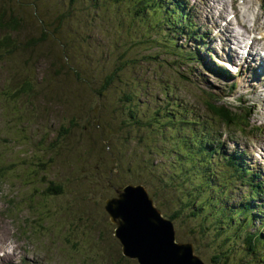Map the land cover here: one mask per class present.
Here are the masks:
<instances>
[{
    "label": "rangeland",
    "instance_id": "374dc122",
    "mask_svg": "<svg viewBox=\"0 0 264 264\" xmlns=\"http://www.w3.org/2000/svg\"><path fill=\"white\" fill-rule=\"evenodd\" d=\"M29 1H34L30 6L40 7V0ZM218 1L182 0L185 3L184 12L202 35L198 40L200 53H194L190 47L195 48V42H187L184 33H170L174 38L176 36V43L184 45L182 51L187 54L189 63H183L184 56L179 58L182 62L172 60L179 55L173 52L170 56L166 51H173L167 47L171 43L168 40L169 30L160 27V22L151 12L146 11L142 16L136 13V3L131 0H97L96 3L94 0H80L70 6L67 0H60V8L68 7L69 11L74 12L64 28V31L67 30L64 36L65 49L71 57V67L75 69L77 64L81 68H88V75L94 78L111 72L121 56L127 60L135 58L136 61L133 60L132 65L122 72L119 82H122V87L125 86L124 91H133L135 101L131 106L138 104L141 117L145 115L141 108L146 98L149 108H154L156 104L160 106L162 100L167 108H176L166 101L171 94L172 103L176 98L179 100L178 110L181 108L183 113L187 112L188 117L199 118L202 124L205 122L212 132L220 135L212 133L207 136L214 138L215 143L210 144L212 150L218 141L228 149L229 141L246 146L248 150L242 157L247 158V163L243 165L247 168L252 164L253 177L257 178L258 174L264 182V160L254 161L257 142L264 145V85L259 84L260 81L254 78L252 72L238 66L240 61L236 59V54L242 55L247 47L244 39L239 43L237 40H241L246 31L254 37L260 36L263 31L264 0H221L224 9L215 14L216 8L212 5L218 7ZM23 14L27 16L26 11ZM42 14L52 17L53 13L46 15L43 8ZM230 15L234 17L229 18ZM224 18V23L229 26L230 37L239 46L234 47L238 53L230 50L232 60L225 53L231 38L226 35L227 28L221 27ZM113 22L120 34L112 33ZM180 22L183 24V19ZM255 23L257 28L252 31ZM230 26L238 28V31H233ZM2 31L0 36L9 32ZM26 32L38 36L37 28ZM115 40L126 44V48L121 50L113 47ZM263 46L260 41L253 45L254 50ZM213 48L217 49L213 51ZM42 50L21 49L20 53L6 61L0 59V165H4L5 174L0 177V264H137L121 253L120 244L113 235L115 224L110 223L104 210L105 199L115 195V189L125 185V182L141 183L146 188L150 185L154 202L176 227L177 240L192 242L195 253L205 264H223L222 260L215 263L213 257L221 255L220 250L228 251V247H231L229 262L244 264L242 262L248 258L243 243L245 228L239 224V227L236 225L238 228L230 230L229 226L237 221L228 218L233 215L229 206L240 208L239 201L247 200V183L243 181L239 197L236 198L234 194L229 206L222 200L223 192L227 184L231 190H235L241 183L240 178L231 182L217 180L219 193L214 190L212 193L207 187L205 189L209 192H206L204 187L208 185V179L205 175L201 176L202 172L200 175V163L193 160L197 154L192 155L193 158L187 156L197 151V145L190 149L183 147L178 157L169 154L168 161L162 154L158 163L154 156H150L153 165H157L155 171L165 178L153 183L155 175H151V163L142 162L143 155L147 153L140 152L134 145L137 133L121 129V122L125 118L122 112L127 103L122 100L123 93L116 90L118 82L107 94L108 97L89 94V104L77 110L64 102H50V98L44 95L45 88H40L49 76L52 77V66L62 65L64 55L58 41L44 43ZM125 53L132 58L125 56ZM198 57L200 62H196V59L192 61ZM249 59V56L244 58L246 67H252ZM228 60L234 62V67L228 64ZM18 66L21 77L16 75ZM61 70L58 69V72ZM230 76L236 79L237 85L234 90H229L230 94L221 96L219 92L228 91ZM30 77L36 79L39 90L33 96L16 93L15 89L19 86L16 87V84ZM135 81L141 87L147 86L144 94L148 97L138 92ZM250 83L254 87L249 88ZM50 87L53 91L56 89ZM165 88L169 95L164 94ZM245 93H249V98ZM206 101L238 110L246 106L250 108V119H244V123L239 126L242 128L225 124L206 112ZM121 103L124 108H117ZM160 119L165 128L160 131L166 144L160 140L156 144L164 150L172 146L168 135L179 133L174 127L168 131L164 119ZM62 124L71 126V129L67 136L58 139ZM228 128H234L231 134ZM140 131L145 141L149 131L146 128H140ZM197 134L200 135V131ZM237 135L249 141L245 143ZM138 142L141 143L140 140ZM242 145H238L237 150L239 147L243 149ZM227 148H224L225 156L228 154ZM120 149L124 150V156H120L123 154H119ZM137 158L142 160L139 162L143 165L141 171L138 163H135ZM200 161L208 166L207 172L212 167L216 168L214 174L217 178L226 176V165L219 166L214 160L207 164L205 156ZM144 165H147L151 174ZM165 165L168 168L165 169ZM49 181L62 192L55 194L45 191ZM199 186L204 191L200 197L206 200L208 212L197 210V213L190 214L187 208L189 204L184 203V199L196 192ZM209 194L213 196V202L208 199ZM260 202L264 204V189L260 197L253 199V206ZM180 206L181 213L172 216L171 213ZM185 209L187 212H184ZM262 209L264 214V207ZM216 213H219V217ZM258 214L254 213L252 218L256 219ZM224 218L231 222L227 223ZM258 223L254 220L248 230L252 232ZM224 226L227 230H224ZM261 248L253 245L255 251L264 252L263 244Z\"/></svg>",
    "mask_w": 264,
    "mask_h": 264
},
{
    "label": "trees",
    "instance_id": "16d2710c",
    "mask_svg": "<svg viewBox=\"0 0 264 264\" xmlns=\"http://www.w3.org/2000/svg\"><path fill=\"white\" fill-rule=\"evenodd\" d=\"M2 5L0 6V31L8 30L7 33H2L0 36V59L1 61H6L10 59L13 55L20 53L21 49H29L31 51H36V49H41L43 47L44 43H54V41H58V45L60 49L63 52V59H62V65L59 66H52L53 74L52 77L49 76L48 79L42 80L43 85L40 89H43L44 95L48 96L50 98V102L56 101L58 103H67L69 105H72L76 110L78 107H86L88 103V95L93 94L97 96H107V94L110 92V90L115 86L117 82L121 80L122 72L129 68L130 65H132L133 60L135 58H132L131 56H128L127 53H125V56L132 58L133 60L124 59V57L121 56V59L116 61V65L113 68L111 72L108 74H105L102 77L94 78L93 76L88 75V68H81L80 65H75V69L71 67V57L67 53L65 49V40L64 36L67 32V30L64 31V28L67 26L68 20L73 15L74 12L69 11L67 8H60V0H40L38 5H32L30 6V3L34 1L29 0H1ZM80 0H67L68 5H73L74 3L78 2ZM97 0H94L96 3ZM132 2L136 3V13H144L146 10L147 12H151L152 15H156L159 18V26L165 27L169 30L168 33V40L172 39L173 36L170 35V33L178 34L181 33L184 26H193V23L188 19V15L184 12L185 6L182 3V0H131ZM46 11L47 13H53L52 17H46L42 14V9ZM23 11L27 12V16L23 14ZM51 11V12H48ZM133 14V11H132ZM181 17L182 22L179 24V18ZM187 17V20L185 19ZM130 18L133 20V18L130 16ZM28 26V28H27ZM114 22L112 24L111 30L112 33L120 34L119 30L115 27ZM37 28L38 36H36L35 33L33 34H27L26 31L30 29ZM26 29V30H22ZM3 32V31H2ZM30 35V36H29ZM189 35L196 36L197 34L195 32H190ZM29 36V37H28ZM25 38V39H23ZM23 39V40H21ZM171 42V40H170ZM40 43V44H39ZM39 44V45H38ZM115 45V46H114ZM113 47L120 48L121 50H124L126 48V44L119 40H115ZM38 46V47H37ZM167 47L173 49L171 52L170 50H166L167 53L171 55V53L176 52L179 56L172 58L173 61H180L179 58L184 56V62H188L187 60V54L183 53L182 48H184V45L178 44L175 41L172 43H169ZM43 51V50H42ZM37 52V51H36ZM42 55H45V52L43 51ZM158 56V55H155ZM199 60V58H194L192 61ZM136 61V60H135ZM156 61V60H155ZM191 61V62H192ZM124 66V67H123ZM62 70L58 72V69ZM16 75L21 77V73L18 68L15 69ZM62 76L60 80L59 76ZM109 75V77H107ZM113 78V79H111ZM54 79V80H53ZM104 79V80H103ZM108 81H107V80ZM117 79V80H116ZM110 80V81H109ZM116 80V81H115ZM105 81V82H104ZM59 82V83H57ZM136 82V86H138V92L141 93L142 96L148 97V95L144 94L147 92V86L140 85L138 81ZM110 83V84H109ZM37 81L33 77H30L29 79L24 80L20 84H16V93L20 94H29L30 96H33L39 89L37 87ZM109 85V86H108ZM56 88L54 91L51 89V87ZM104 87V88H103ZM172 88V87H170ZM124 87H116V90L118 93H123L122 100L127 103V107L124 108V104L121 103L120 106L117 108H124L122 114H125V118H123V121L121 122V129L123 131H133L137 133L135 144L137 146V149L140 152H146L147 154L143 155V161L139 158H137V161L135 163H138L140 166V171L143 168V165H140L139 162L142 161L144 163L150 162L151 167L150 171L153 172L152 174L149 172V169L147 168V165H144L146 167L147 172H149L152 176L155 175V181L153 183H159V180L163 181L165 178L163 175L161 176L160 172H156L157 165H153V160L150 156H154L155 160L158 163V158L162 154L165 157V160L168 161L169 154L175 156H179L181 153L183 146L189 139H191V145L187 148H193L197 145L198 149L195 151V153H198L197 158L191 157L192 154L187 155L193 159H196L199 163L200 160H202L205 156V162L210 163L212 162L214 153L213 150H210V148H207V146L210 145V143H213V140H208V137L205 140H202V132L209 131L210 129L208 126L204 124V126L200 123L199 118L195 117H188L187 112H182V109L178 110V107L180 105L178 98L175 99V102H171V94L170 97L166 98V101L169 104L174 105L176 108L169 109L164 105L163 100L161 101L162 104L160 106L155 105L154 108H149V105L147 103L148 98H146L145 103L143 107L141 108V112L145 115L143 117L140 116L138 104L131 106V104L135 101V96H133V91H124ZM164 94L169 95L168 89H164ZM14 96V94H12ZM212 96V94H210ZM108 97V96H107ZM80 102V105H79ZM206 107L208 111L212 114V116L225 123V124H233L237 122L238 116L237 114L233 113L228 107L218 105L212 101H206L205 102ZM108 107H110L108 105ZM170 112H169V111ZM179 113H178V111ZM92 111V108H91ZM164 119L165 127L168 131H170L173 127L175 130H177V133L179 134H169L168 135V141L172 143L171 150L169 148H165L164 150L157 145V140L162 141L164 144H166L165 138L163 137L161 133L165 130L164 124L160 123L161 119ZM197 119V120H196ZM90 120V119H89ZM199 121V122H198ZM197 122V124H196ZM73 123V121H72ZM71 123V124H72ZM190 126L193 127V130L191 129V132L189 133ZM201 126L202 129H201ZM132 128H135V130H132ZM140 128H146L149 133L147 136V139L144 141V139L141 136ZM180 128H183L182 131H180ZM71 129V126H65L62 124L60 126V130L58 132V139H62V137H65L68 135L69 131ZM198 131L201 132V137L196 138V135H198ZM152 136V138H151ZM208 136V135H207ZM141 137V138H140ZM154 139H156L154 141ZM138 140L141 141L138 142ZM154 142V143H153ZM217 151V148L214 150ZM123 152V154H121ZM183 152V150H182ZM119 154L120 156H124L125 152L123 149H120ZM225 161L222 164V167H224L226 164L229 166V168L226 170L227 173L226 176H223L222 179L217 178L215 173L216 168H211L210 172H207L205 166L203 163H200V175L202 172V177L205 175V177L208 179V185H204V189L207 187L209 191L213 190L219 193L220 185H218L217 180L221 182H231V180H237L241 178V185H243V181L248 179L247 174H249V169L246 168L245 165H238L237 162H235L234 159L231 158L236 164H233L228 157H224ZM178 161V160H177ZM216 162V161H215ZM219 166L218 162H216ZM242 163V162H241ZM134 164V163H131ZM171 164V163H170ZM2 167L4 165H1ZM172 166V164H171ZM168 168L165 165V169ZM218 170V169H217ZM180 176L182 177V173L179 172ZM230 175L232 177L230 178ZM252 176V174H250ZM141 179V178H139ZM213 179V180H212ZM248 185L250 186L251 191V197H255V193H258L260 191L259 184H255L253 182H250L247 180ZM126 184V182H125ZM184 185V183H182ZM124 185V184H123ZM223 185V184H222ZM160 186V185H159ZM224 186V185H223ZM226 193L227 196L222 195V200L226 202V204L231 205L230 199L231 197H234V190H231L229 188V185L227 184ZM121 187V186H120ZM161 187V186H160ZM200 188L194 192L191 196H187L185 198L184 203H188L189 206L187 207L190 209L189 213H197L198 211L201 212H208L207 211V205L205 204L206 200L201 198L202 196V189ZM150 188V185H147V189ZM225 188V187H224ZM150 190V191H149ZM148 192L150 196L152 197V190L149 189ZM163 189L162 191H164ZM181 190V187L179 188ZM48 193H59L62 192L56 184L50 182V185L46 187V190ZM53 191V192H52ZM201 191V193H200ZM206 192H209L205 189ZM229 192V193H228ZM212 195H208V199L212 201ZM154 199V197H152ZM220 199V198H219ZM213 202V201H212ZM215 203V202H214ZM240 203V208H233L230 207V210L233 212L235 211V214L229 215L230 217L228 219H236L237 222H239V219L235 218V215H240L241 213L243 215H246L244 211H248L250 209H256L259 212L260 211L257 207H253L252 203L250 201H244ZM185 205V204H183ZM235 205V203H234ZM181 208H177L176 210L171 213L172 216H177V214L181 213ZM198 210V211H197ZM184 212H187L185 209ZM250 214V213H249ZM188 215V213L186 214ZM219 213H216V216H218ZM252 214H250V220L253 221ZM219 217V216H218ZM190 218V217H189ZM227 223H230L228 219L224 218ZM227 227V225H225ZM224 226V230H227V228ZM217 230L219 228L215 226ZM230 229V228H229ZM231 230V229H230ZM201 231H203L201 229ZM264 226L262 229H259L257 232L252 233H246V236H244V245L246 246L245 252L246 256L248 258L244 260V264H264V252H258L253 249V245L261 248V244L264 246ZM229 250H231V247L228 251L220 250V254L222 255H216L213 257V261L215 263H219L221 260L223 264H233V262H229L228 259H230L231 254L229 253ZM239 261L234 262V264H238Z\"/></svg>",
    "mask_w": 264,
    "mask_h": 264
},
{
    "label": "water",
    "instance_id": "95a60500",
    "mask_svg": "<svg viewBox=\"0 0 264 264\" xmlns=\"http://www.w3.org/2000/svg\"><path fill=\"white\" fill-rule=\"evenodd\" d=\"M136 189L147 200L142 204L131 196L132 186L129 185L122 193L117 190V195L123 197L109 198L108 202L114 203L113 209L107 210L110 218L118 221L116 235L121 238L123 251L129 253L139 261V264H205L194 251L192 242L175 240L173 224L163 218L160 210L156 209L150 200L145 188L136 184ZM120 193V194H118ZM122 202L120 205L119 203ZM152 207L150 213L148 207ZM131 209H137L140 223L126 224L127 214ZM151 240L154 241V245Z\"/></svg>",
    "mask_w": 264,
    "mask_h": 264
},
{
    "label": "bare ground",
    "instance_id": "6f19581e",
    "mask_svg": "<svg viewBox=\"0 0 264 264\" xmlns=\"http://www.w3.org/2000/svg\"><path fill=\"white\" fill-rule=\"evenodd\" d=\"M234 1H236V0H234ZM183 5L185 6V3L183 2ZM217 5H218V7H220V8H222V9H220V8H218V7H216V5L215 4H213L212 6H215V8H216V10L214 11L215 12V14L217 13V14H219L220 13V10H223L224 9V3L221 1V0H219L218 2H217ZM255 17V16H254ZM255 19V18H254ZM226 19L224 18L223 19V21H222V23H221V27H223L224 29H226L227 28V32H226V35L228 36V37H230V34L228 33V31H230L229 29H228V25L226 24V23H224V21H225ZM255 22H256V19H255ZM264 26V25H263ZM231 27V26H230ZM256 27V23L254 24V26H252V31L254 30V28ZM262 27V26H261ZM232 28V27H231ZM257 28V27H256ZM233 29V28H232ZM222 31H223V29H221ZM262 30H264V28H262ZM233 31H234V29H233ZM190 32H195L197 35L196 36H193V35H189L190 34ZM225 32V31H224ZM223 32V33H224ZM183 33L185 34V36H184V39L185 40H187V42L188 41H191V42H195V48H193V47H190V49L191 50H193L194 51V53H195V51H198V40H199V37H200V33H199V31L197 30V28L193 25V26H190V27H188L187 25L186 26H184L183 27ZM231 38V40H229V43H228V47L231 49V48H234V47H239L237 44H236V42H235V39H233L232 37H230ZM105 39V38H104ZM252 39L253 38H247V40L250 42L251 41V43H250V45H252ZM248 41L247 42H245V44L246 45H248ZM190 44V43H189ZM250 45H249V50L248 51H250ZM217 49V48H216ZM215 48H213V51H215L216 50ZM236 49V48H235ZM259 49V50H258ZM258 49H256L255 51H256V54H258V56H260L261 58H263L264 56H261V54H263V52H264V48H258ZM200 50V49H199ZM260 50H262V51H260ZM199 52V51H198ZM200 53V52H199ZM197 55V54H196ZM198 56H199V54H198ZM199 57H201V56H199ZM198 57V58H199ZM261 58H259V62H260V64L257 66V70L256 71H258V68L260 69V70H263L264 69V61L261 59ZM233 58H231V60H232ZM203 61V60H202ZM218 61H220V60H218ZM196 62H200V58H199V60L198 61H196ZM183 63H185V62H183ZM186 63H189V62H186ZM220 63H221V61H220ZM232 63V64H231ZM241 63H244V62H242L241 60H240V64L238 65V66H242V64ZM228 64L229 65H232V67H234V62L233 61H230V60H228ZM109 69V68H108ZM241 71V70H240ZM107 73V72H106ZM226 74H224V76H225ZM107 77H109V75H107ZM231 77V82L229 81V83H230V86L227 88V92H219L220 94H221V96H226V94H230V93H228L229 92V90H234L235 89V87H236V85H237V81H236V79L235 78H233L232 76H230ZM205 78H206V81H208V79H207V77L205 76ZM111 79H113V78H111ZM54 80V79H53ZM104 80V79H103ZM107 80V79H106ZM117 80V79H116ZM115 80V81H116ZM230 80V79H229ZM108 81V80H107ZM110 81V80H109ZM121 81V80H120ZM260 81V83L259 84H263L264 85V78L263 77H260V79L258 80V82ZM105 82V81H104ZM110 84V83H109ZM215 84V83H214ZM261 84V85H262ZM115 85V84H114ZM109 86V85H108ZM117 86L118 87H121L122 88V82H118V84H117ZM252 88V87H254V84H252V83H250L249 84V88ZM104 88V87H103ZM215 89L214 88H212V91L213 92H216V91H214ZM262 91H263V89H262ZM209 94H212V96H214V94L213 93H211V92H209ZM247 96H248V98H249V93H245ZM262 94V93H261ZM243 98H244V93H243ZM247 98V97H246ZM249 100V99H248ZM15 104V103H14ZM262 114L264 115V112H262ZM204 122V121H203ZM204 124L206 125V126H208L205 122H204ZM208 128L210 129V127L208 126ZM234 130V128H228V132H229V134H231V132ZM208 133H213V134H217V133H215V132H212L211 130H209V131H207ZM218 135V134H217ZM218 136H220V135H218ZM238 136V135H237ZM238 138L239 139H241V140H243L240 136H238ZM245 143L246 142H248V141H246V140H243ZM229 143H230V145H229V148L230 149H228L225 145H223L222 144V147H220V148H218L217 149V151H216V153H214V155L215 156H213V159L212 160H214V161H216V162H218L219 164H221V166H222V164H223V162L225 161V159H224V157H226L225 155H224V148H227V152H228V155H229V158H230V160H231V158L232 159H234L235 160V162H237L238 163V165H243L244 163H241V159H242V152H245L246 153V151L248 150V148H246V146H244V145H242V144H240V143H236V142H233V141H229ZM238 145H242L243 146V149L242 148H240L239 147V150H237V148H238ZM258 150H255L254 152H255V158H254V161H261V160H264V145L262 144V143H260L259 141L257 142V145L255 146ZM207 148H210V150H212V148L210 147V145L209 146H207ZM253 149V148H252ZM194 160V159H193ZM194 162H196V160H194ZM231 162L233 163V164H236L233 160H231ZM237 165V164H236ZM249 166V170H252V171H250V173L252 174L253 172H254V167H253V165L251 164V166L250 165H248ZM232 177V175H230V178ZM247 177H248V180L251 182V179H250V175L249 174H247ZM256 178L254 177V179H253V183L255 182L254 180H255ZM232 181V180H231ZM129 185H131L132 186V194H131V196L135 199V201H138V199H139V202L140 203H142V204H145V203H147V200L143 197V194L142 193H139L138 191H137V189H136V184H134V183H126L125 185H123L122 187H120V188H117L118 190H120L122 193L124 192V190L127 188V186H129ZM139 185H142L144 188H145V190H146V192H147V194H148V197L150 198V200L151 201H153V204H154V206L156 207V209H158V210H160L161 211V213H162V216H163V218L164 219H166L167 221L168 220H170L169 218H167L164 214H163V212H162V210H161V208L160 207H158L157 205H156V203L154 202V199L150 196V194H149V192H148V189L143 185V184H141V183H139ZM242 185L240 184L234 191H235V197L237 198V197H239V195H240V191H241V189H239L240 187H241ZM118 194H120V193H118ZM224 195L225 196H227V193H226V191H224ZM118 196L121 198V197H123L122 196V194H120V195H114V197L113 198H116V199H118ZM228 197V196H227ZM108 200H109V198H106L105 199V204H104V210H105V212H107V210H110V209H113L114 207H115V204L114 203H110V202H108ZM244 202V201H243ZM120 205L122 204V202H120L119 203ZM107 209V210H106ZM148 210H149V212L150 213H152L153 212V209H152V207H150V205H149V207H148ZM263 211V210H262ZM234 212L235 211H233L232 213L234 214ZM237 216H239V215H237ZM108 219H109V221H110V223H114L115 224V227H114V231H113V235H114V237L118 240V242H119V244H120V248H121V253L123 254V256H125V257H127V258H130V259H133V260H135L136 262H137V264H139V261L136 259V258H134L132 255H129V253H127V252H125V251H123L124 249H123V243H122V241H121V238H119L117 235H116V229H117V227H118V225L116 224V222H115V220L114 219H112V218H110V216L108 217ZM143 218L142 217H140L139 218V215H138V212H137V209H131L130 210V212L127 214V221H126V224L127 225H130V224H132V223H140V222H143ZM169 222H171L172 224H173V221L172 220H170ZM245 222V224H247V220L246 221H244ZM260 222H262V224H263V226H264V220H262V221H260ZM173 227H174V230H173V236L175 237V240H177V236H176V231H175V226H174V224H173ZM177 241H179V240H177ZM151 242H152V244L154 245V241L153 240H151Z\"/></svg>",
    "mask_w": 264,
    "mask_h": 264
}]
</instances>
